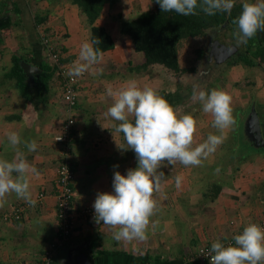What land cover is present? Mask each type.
I'll return each mask as SVG.
<instances>
[{"label": "crops", "instance_id": "crops-1", "mask_svg": "<svg viewBox=\"0 0 264 264\" xmlns=\"http://www.w3.org/2000/svg\"><path fill=\"white\" fill-rule=\"evenodd\" d=\"M140 2L148 7L145 11L142 8L141 12L153 9L151 0ZM109 11L110 7L106 6L96 25L110 33L115 49L104 53L102 61L94 66L102 72L97 71L96 75L85 73L80 83L79 100L74 110L73 139L76 225L69 245L56 252L54 264H208L190 259L199 248L211 245L217 237L222 242L225 236L229 240L249 223L264 217V149L254 147L253 139L246 131L255 104L264 138V86L260 82L259 88L258 84H249L252 92H229L235 124L225 130L224 142L200 166L186 167L177 162L175 167L168 165L158 169L165 176L162 191L157 194L158 211L152 217L155 226L150 229L148 239L117 241L113 238V230L102 222L97 224L80 216L83 208H93L98 193L114 192L115 171L127 175L128 169L138 166L134 150H122L118 146L126 145L123 134L115 130L119 122L106 115L113 103L106 88H120L134 78L141 86L157 89L173 106L185 103L180 99L175 103L172 99L174 91L169 92L160 82L159 74L166 68L153 65L146 70L136 69L145 60L134 65L139 52L135 51L131 39L121 34L120 24L115 22L114 28L109 29L108 26L114 23L107 24ZM85 23V17L71 0H0V155L9 160L13 158L15 150L9 146L7 134L16 131L23 140H36L38 148L35 152H28L23 143L19 149L39 172L38 176L30 177L35 204L28 203L29 207L20 219L3 220L5 214L27 203L14 193L0 207V264H39L43 253L57 237L56 181L62 147L56 137L62 133L69 117L58 76L55 75L51 84L49 98L35 104L23 98L13 82H5L3 67L10 68L13 55H18L23 62L39 68L41 73V66L48 58L42 37L49 34L61 50L64 66L73 67L82 44L90 40V30ZM215 39H199L201 55L196 50L198 57L194 61L199 59L202 65H206L211 63L209 59L216 60L208 47ZM252 40L263 45L264 31L258 32ZM185 42L179 47L181 68L182 58L189 49ZM4 47L7 50H3ZM240 47L243 49L244 45ZM245 47L249 49L247 45ZM207 51L209 55L204 56ZM226 67L230 75L224 77V82H240L247 71L240 65L230 67L227 64ZM196 70L189 69L190 72ZM210 74L213 73L210 71ZM182 107L184 111L189 109L187 104ZM204 117L207 122L209 119L210 125L213 124L211 114L204 113ZM237 124L243 129L248 150L245 147L239 152L242 145L235 137ZM209 134L213 131L207 132L206 138ZM214 134H219L217 129ZM114 165L119 167L114 168ZM177 175L183 178L180 188L175 185ZM41 194H44L42 201Z\"/></svg>", "mask_w": 264, "mask_h": 264}, {"label": "clouds", "instance_id": "clouds-1", "mask_svg": "<svg viewBox=\"0 0 264 264\" xmlns=\"http://www.w3.org/2000/svg\"><path fill=\"white\" fill-rule=\"evenodd\" d=\"M163 12H175L182 16L196 15L199 7L204 14L214 16L218 12H232L236 0H156ZM237 25L233 33L236 45H247L258 32L264 31V0H245L242 12L232 21ZM99 38L85 41L74 66L66 73L75 79L85 73L96 75V69L104 56ZM106 94L113 103L106 115L119 124L116 132L123 134L125 147L134 150L138 166L128 169L127 175L114 172L113 193L100 192L93 204L95 222L113 230L117 241H146L150 229L155 226L152 220L158 211L157 194L162 191L164 172L158 169L179 162L184 166H200L214 154L224 142L225 130L235 124L232 97L221 89L210 92L193 86L191 100L199 102L206 114L213 116L212 126L219 134H209L202 143H195L197 120L191 114H181L179 106H173L157 89L141 86L136 79L114 89L109 86ZM9 146L15 150L11 160L0 155V207L15 194L18 199L34 205L30 191V177L39 172L19 149L22 143L28 152L38 148L36 140H23L20 133L7 134ZM165 162H167L165 164ZM119 165H114L118 168ZM219 172V169L216 170ZM182 176L175 177V185L180 188ZM228 240V237H223ZM233 243H223L220 237L212 242L206 255L210 264H264V227L249 223L242 233L232 237Z\"/></svg>", "mask_w": 264, "mask_h": 264}, {"label": "trees", "instance_id": "trees-1", "mask_svg": "<svg viewBox=\"0 0 264 264\" xmlns=\"http://www.w3.org/2000/svg\"><path fill=\"white\" fill-rule=\"evenodd\" d=\"M119 2L120 0H71V3L77 6L85 17L86 25L90 30V38L100 39L101 43L97 47L101 48L104 53L114 50L115 42L104 27L95 24L106 6L114 9ZM151 2L153 9L150 12L143 13L133 20H123L120 23V32L131 39L136 52L144 54V64L136 69L146 70L153 65H160L171 72L180 73L184 72L179 63L181 42L196 37L215 39L217 35L225 39L224 35L228 31L233 35L237 30V25L232 21L242 12V4L245 1L236 0L230 15L218 12L214 16L204 14L199 7L196 10L197 14L190 16L163 12L156 0H151ZM233 39L234 41L228 39V42L236 44L234 35ZM199 54L201 55V51ZM23 61L20 56L13 55L11 67H3L6 71L5 82H13L22 97L28 101L35 104L46 101L49 98L55 75L58 76L57 68L45 62L41 66L42 72L30 80L26 77L22 67ZM64 62L61 59L63 66ZM225 64L230 67L240 65L245 68L264 70V44L249 49L244 45L243 49L237 51Z\"/></svg>", "mask_w": 264, "mask_h": 264}, {"label": "rangeland", "instance_id": "rangeland-1", "mask_svg": "<svg viewBox=\"0 0 264 264\" xmlns=\"http://www.w3.org/2000/svg\"><path fill=\"white\" fill-rule=\"evenodd\" d=\"M140 1L145 2V0H120L119 4L116 5L114 7V9L110 8L111 11H109V15L107 14V16H109V17L106 18L107 24H108V22H113V21H114V23H113V25L111 24V26H108L109 29L112 30L114 28L115 22L117 24H120L123 20L124 21L133 20L143 13L150 12L151 10L146 11V12L140 11L143 9L145 11L148 8V7L144 6V4H142L143 2L141 3ZM240 1H245V0H240ZM249 2H252V0H249ZM119 17H121V19H119ZM111 18L114 20H111ZM96 23H97V21H96ZM85 25H86V23H85ZM49 36H51V35L49 34ZM224 36H225V39H223L221 36H217L218 38L215 39V41L216 40H218L220 42L229 41L228 39H231L232 41H234L233 35H231V32H229V31L226 32ZM199 39L204 40V38L196 37V38H193V39L188 40L186 42L184 41L185 45H187V47L189 49H191V51L188 49L187 54H185L182 58V61H183V67L182 68H184L182 70L183 71L186 70V71L180 72V73H175V72L168 71L166 69L165 70L162 69L164 71L160 72L159 80H160V82L162 81L165 84L166 89L169 92L174 91L172 93V94H174V97L172 99L174 100L175 103L177 102V100L180 99V100H183V102H181V103H185L184 105L187 104L189 106V109H186L185 111L182 107L184 105L179 106L180 112H181V114H186V113L191 114L196 118L198 123H197V132H196L195 137H194V142L202 143V142H204V140L206 138L205 134L207 132H212V131L214 134L215 129L212 125H210L208 123L209 119H208V122L206 121L207 118L204 117V113H202L203 110L201 108L202 106L200 105V103L199 102L194 103L191 100L193 86L198 85L201 90H206L209 92L212 89H221V90L226 91L227 93H229V92L233 93L235 90L236 91L238 90L241 92L251 91L252 86H250L249 84H258V88H259L260 82H261L264 86V70H260L258 68H255V69L246 68L247 71H245V74H243V77H242L240 82H234V81L227 82V81H225V82H227V83H225L223 81L224 77L227 78L226 75H228V76L230 75L227 73L229 68L227 69L226 65H224L225 62L223 64H220L217 60L209 59L211 63H208L206 65H202L201 60L197 59L196 61H194L195 58L198 57L196 50H198V49L200 50L202 48V45L199 44V41H200ZM252 39L249 42V44H247V46L249 48L256 47L257 45H260L257 42L254 43ZM90 40H91V38H90ZM215 41H213V42H215ZM213 42H212V44H213ZM181 43H183V42H181ZM212 44H211V42L208 44L209 49H211ZM263 44H264V41H263ZM56 49L61 54V50L59 49V47L56 46ZM3 50H7V48H5ZM203 50L206 51L205 46H204ZM204 53L205 52H203V54ZM206 55L207 56L209 55L208 51H207V53H205L204 56H206ZM144 60H145L144 54L138 53V59H136L134 61V65L137 64V62L144 61ZM46 63L51 65V66H55V64L52 61H50L49 58H47ZM218 66L222 69H220ZM65 67L68 69L72 68L71 66H68V65H66ZM192 68L197 69L199 71V75L197 74L198 73L197 70L194 72H190L189 69H192ZM217 68H219V69H217ZM210 71L213 74H210ZM136 72H139V71H136ZM222 81H223V83H222ZM212 83L215 84V86H216V84H219V86L217 85V88H216V87H214V85L213 86L211 85ZM227 87L229 90L226 89ZM176 91H179V92L177 93ZM205 115H206V113H205ZM205 125H206V127H205ZM236 126H237V131L235 132L236 141H239L240 142L239 144L242 145V147L239 149V152H240V150L242 148H245V147L247 148V145L245 144L246 139H245L242 127L241 126L239 127L238 124ZM247 150H248V148H247Z\"/></svg>", "mask_w": 264, "mask_h": 264}, {"label": "built area", "instance_id": "built-area-1", "mask_svg": "<svg viewBox=\"0 0 264 264\" xmlns=\"http://www.w3.org/2000/svg\"><path fill=\"white\" fill-rule=\"evenodd\" d=\"M44 46L47 49L48 58L52 61L58 70V77L61 80L62 89L64 93V98L67 105V111L69 117L65 124L63 125L62 133L56 137V142L62 147V159L60 166L57 171V237L51 243L50 247L43 253L41 262L39 264H54L56 252L69 245L72 236L74 234L76 220L74 216V181L76 178V173L73 164V139H74V127L76 124L74 110L78 103V93L80 88L81 80L84 78L85 74L78 78H71L66 75L70 70L61 64V54L56 49L55 44L49 37H42ZM44 199V194L40 195V201ZM29 204L18 206L15 211L9 212L4 215L3 220L11 221L17 220L22 217L26 208ZM80 216L88 218L95 221V210L92 207L83 208L80 212ZM254 223H257L264 227V217ZM241 229L238 234L242 233ZM223 243H233L231 239L223 241ZM211 249V245H207L199 248V250L194 254L191 261H203L210 264V257L207 254Z\"/></svg>", "mask_w": 264, "mask_h": 264}, {"label": "water", "instance_id": "water-1", "mask_svg": "<svg viewBox=\"0 0 264 264\" xmlns=\"http://www.w3.org/2000/svg\"><path fill=\"white\" fill-rule=\"evenodd\" d=\"M240 48H241L240 46H237L236 44L232 42L231 43L227 41L220 42L216 40L211 45V56H213L220 64H222L226 62L235 53H237V51H239ZM22 67L24 69L26 77H28L30 80H33L34 76L37 73H40L39 68H37L36 66L28 62H22ZM246 131L248 132V135L250 136V138L253 139L252 145L254 147L264 148V138L262 134V126H261L260 118H259L255 104L253 105L251 109L249 119L246 123ZM79 257L77 258V261ZM80 261L81 263L83 262L82 260Z\"/></svg>", "mask_w": 264, "mask_h": 264}]
</instances>
